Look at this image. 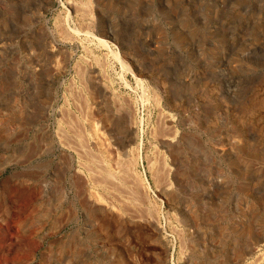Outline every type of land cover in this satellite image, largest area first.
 <instances>
[{
	"label": "rangeland",
	"instance_id": "374dc122",
	"mask_svg": "<svg viewBox=\"0 0 264 264\" xmlns=\"http://www.w3.org/2000/svg\"><path fill=\"white\" fill-rule=\"evenodd\" d=\"M0 264H264V0H0Z\"/></svg>",
	"mask_w": 264,
	"mask_h": 264
},
{
	"label": "bare ground",
	"instance_id": "6f19581e",
	"mask_svg": "<svg viewBox=\"0 0 264 264\" xmlns=\"http://www.w3.org/2000/svg\"><path fill=\"white\" fill-rule=\"evenodd\" d=\"M86 35L88 37H91L94 40H97L103 47L107 48V50L111 53L112 56H114L113 58L116 59V61L120 64V66L122 67L123 70L125 69L126 71L130 72L133 76H135L137 78V80L140 79L139 72H137V71H135V70H133L132 68L129 67L128 63L126 62V60L124 59V57L121 55V53L114 48V46L111 44L110 41L107 40V38H105V37L103 38L102 36H98L93 30H87L86 31ZM88 61H89L88 64H89V67L91 68V71L93 73H97V71L94 68V66L95 67H96V65L100 66L99 60L95 58V59H92V60L91 59H88ZM105 70H107V69H105ZM106 73L108 75V71H106ZM106 73H105V75H106ZM95 78L96 79H99V75H95ZM99 80H101V79H99ZM91 119H92V117H91ZM95 121H97V120H95ZM100 124L101 123H99V122L96 124V127H95V132L96 133H95V135H97L99 133V131H101L100 130V127H101ZM102 125H104V123Z\"/></svg>",
	"mask_w": 264,
	"mask_h": 264
}]
</instances>
